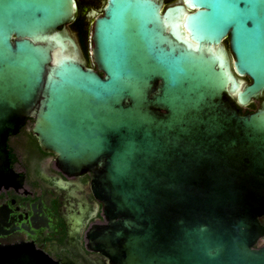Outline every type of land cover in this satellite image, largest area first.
<instances>
[{
    "label": "water",
    "instance_id": "obj_1",
    "mask_svg": "<svg viewBox=\"0 0 264 264\" xmlns=\"http://www.w3.org/2000/svg\"><path fill=\"white\" fill-rule=\"evenodd\" d=\"M78 11L0 0V182L32 117L64 167L93 172L106 223L88 245L111 264H264V101L239 106L264 93V0H107L97 69L66 28ZM0 253L60 264L33 243Z\"/></svg>",
    "mask_w": 264,
    "mask_h": 264
},
{
    "label": "flooded vegetation",
    "instance_id": "obj_2",
    "mask_svg": "<svg viewBox=\"0 0 264 264\" xmlns=\"http://www.w3.org/2000/svg\"><path fill=\"white\" fill-rule=\"evenodd\" d=\"M106 1L77 0L78 16L66 25L76 36L86 65L95 69L88 48L89 44L93 46L94 20L104 13ZM78 18L88 25L87 42L80 36ZM224 43L230 50L229 36ZM263 101L264 93L250 104L239 106L244 113L252 112ZM7 148L9 175L0 183L12 184L0 187V251L4 245L25 242L33 243L60 264L64 259L70 264H111L105 254L88 245L91 229L106 223L101 203L92 193L93 172H73L64 167L56 152L42 147L32 117L8 136ZM261 222L264 224V216Z\"/></svg>",
    "mask_w": 264,
    "mask_h": 264
},
{
    "label": "trees",
    "instance_id": "obj_3",
    "mask_svg": "<svg viewBox=\"0 0 264 264\" xmlns=\"http://www.w3.org/2000/svg\"><path fill=\"white\" fill-rule=\"evenodd\" d=\"M168 2H171L172 0H167ZM77 22L79 24V28H80V36L83 40H85L87 42L88 38H89V28L88 25L82 20V19H77Z\"/></svg>",
    "mask_w": 264,
    "mask_h": 264
},
{
    "label": "rangeland",
    "instance_id": "obj_4",
    "mask_svg": "<svg viewBox=\"0 0 264 264\" xmlns=\"http://www.w3.org/2000/svg\"><path fill=\"white\" fill-rule=\"evenodd\" d=\"M104 3H105V1H104ZM88 49H89V56L92 57V54H91L92 44H89V48ZM75 217L78 218V217H81V215H79V214L77 215L76 214Z\"/></svg>",
    "mask_w": 264,
    "mask_h": 264
}]
</instances>
